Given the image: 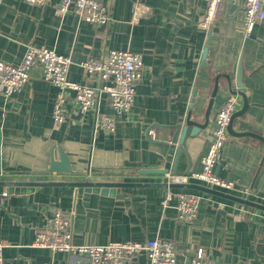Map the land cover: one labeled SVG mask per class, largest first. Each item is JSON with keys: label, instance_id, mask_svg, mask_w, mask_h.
Masks as SVG:
<instances>
[{"label": "crops", "instance_id": "0c3cea01", "mask_svg": "<svg viewBox=\"0 0 264 264\" xmlns=\"http://www.w3.org/2000/svg\"><path fill=\"white\" fill-rule=\"evenodd\" d=\"M59 1L37 7L23 0H0V61L18 65L27 46L49 48L71 58V81L98 88L99 78L88 76L82 68L87 58H103L112 50L139 53L144 70L136 84L135 102L130 113L118 119L114 134L99 132L94 138L96 112L83 116L74 104L69 106V121L55 125L52 113L59 91L36 73L11 101L0 92V181L166 183L168 173L144 171L172 172L177 148L170 145L172 128L189 115L203 122L218 80L210 125L196 136L189 127L176 165L177 175L200 172L215 116L231 94L224 76L231 75L239 99L237 112L245 104L240 92L248 105L233 120L213 171L240 188H250L249 201L264 205L260 199L264 196V142L237 135L250 132L264 138V20L250 38H244L242 2L224 0L207 35L199 28L206 10L204 0H142L148 10L138 21L133 17L137 0H100L109 10L110 21L97 26L73 13L61 19L56 12ZM240 60L242 89L234 73ZM98 113L113 114L104 96ZM150 130L159 135L150 137ZM61 150L69 158L70 174L50 172L51 160L59 161ZM7 190L0 187L4 264L77 261L66 252L33 245L37 228L56 209L71 215L75 245L172 239L180 252L178 264H189L199 249L218 264H264V211L209 193L173 189L201 197L197 220L185 224L174 208H163V187L123 188L115 196L72 187H42L13 195H7ZM132 264H148V259L141 255Z\"/></svg>", "mask_w": 264, "mask_h": 264}, {"label": "built area", "instance_id": "2783aa9c", "mask_svg": "<svg viewBox=\"0 0 264 264\" xmlns=\"http://www.w3.org/2000/svg\"><path fill=\"white\" fill-rule=\"evenodd\" d=\"M23 1L31 6L45 7L52 0ZM204 1L206 10L199 28L209 35L224 0ZM238 1L242 2L244 12V38H250L255 26L264 20V0ZM133 7V17L136 21L140 20L148 10L142 0H137ZM56 12L61 19L73 13L80 20L97 26L107 25L110 21L109 10L100 0H60L56 6ZM71 64L72 60L69 56L59 55L49 48L29 45L20 64L12 65L0 61V92L6 101H11L27 85L31 75L36 73L59 91L52 113L56 126L60 127L69 121V106L74 104L77 112L83 116L96 112L94 138L99 132L114 134L118 119L128 115L134 105L136 84L144 70L142 55L131 51L112 50L103 58H87L82 63V68L88 76L99 78L98 88L71 81L68 78ZM103 96L108 100L113 114L98 113L99 101ZM238 106L237 95L231 93L217 111L214 127L209 136L210 145L201 159V171L185 175L168 173L165 177L167 184H202L210 189L251 200L253 191L250 188H240L237 183L220 178L213 171L229 138L228 127ZM148 135L154 138L159 133L156 134L155 131L150 130ZM260 199L264 203V196ZM200 202L201 197L197 194L167 188L162 206L164 209L174 208L181 222L192 224L198 218ZM33 245L52 252H66L77 258V261L71 264H132L134 259L141 255L147 257L148 264H178L177 258L180 254L177 242L172 239L155 238L144 242L75 245L71 215L61 209L54 210L44 224L37 228ZM5 247L6 245L0 242V264L5 262ZM189 264L218 263L210 259L205 250L199 249ZM237 264L250 263L241 261Z\"/></svg>", "mask_w": 264, "mask_h": 264}, {"label": "water", "instance_id": "95a60500", "mask_svg": "<svg viewBox=\"0 0 264 264\" xmlns=\"http://www.w3.org/2000/svg\"><path fill=\"white\" fill-rule=\"evenodd\" d=\"M206 54H207V52H205V54L203 56V61L206 60ZM234 73L236 75V77H235L236 85L238 88L242 89L244 87V84H243V65H242L241 60L238 63V65L236 66ZM224 78L227 80L228 88H229L230 92L233 94H236L237 91L236 92L233 91V86H232L233 76L225 75ZM218 92H219V83L217 80L215 89L212 93V99H211L209 106H208V109L205 113L203 122L194 120L192 118V116L189 115L183 123H180L176 126H173L172 129H174L175 132L173 134L172 140L170 141V145L171 146H177V148H176V162H175L174 169L171 172L172 175H177L176 174V165H177V162H178V159H179L181 153L184 152L182 145L184 143V140H185V137H186V134L188 132L189 127L193 128V130H192L193 136L199 135L202 131H205L208 129V127L210 125V122H209L210 109H211V106L213 103V99L216 97ZM240 94L245 99V104H244V107L241 111L236 112L233 115L231 122H230V125L228 127L229 132H231L233 120L236 117L242 116L247 109L248 104L246 101V97L241 92H240ZM192 103H194V99L192 100ZM237 135L238 136L254 137V138H257V139L261 140L262 142H264V138H262L258 135H255L254 133L245 132V133H241V134H237ZM1 142H2V132L0 129V174L2 171V168H1ZM50 172L51 173H64V174L72 173V168H71V164L69 162V158L63 150H61V158L59 161H55L54 158L51 160ZM144 173H146V174H166V173H169V171L168 170H146V171H144ZM0 187H6L8 189L7 195L25 194L27 192H32V191L39 189V188H42V187H72L75 189L83 188L87 192L101 193L103 195H110V196H115L123 188H133V187H147V188H156V187L161 188V187H163L166 189L167 188H170V189H192V190H197L200 192L209 193V194H212V195H215V196L227 199V200H231L233 202H236V203H239V204H242L245 206H250L252 208L264 211V205H259V204L250 202L249 200H246V199L245 200L240 199L238 197L226 194L224 192L214 190V189H210V188H207V187L201 186V185H195V184H167V183H163V184H149V183L148 184H135V183H126V182L100 183V182H90V181H77V182L35 181V182H25V181H7V180L3 181V180H1L0 181Z\"/></svg>", "mask_w": 264, "mask_h": 264}]
</instances>
